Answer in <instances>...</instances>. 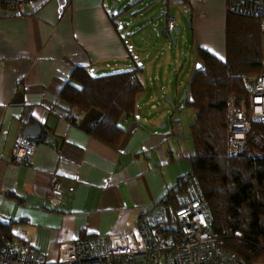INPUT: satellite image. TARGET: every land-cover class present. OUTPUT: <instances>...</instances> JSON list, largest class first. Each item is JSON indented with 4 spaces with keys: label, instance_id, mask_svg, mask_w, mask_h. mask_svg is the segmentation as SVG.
<instances>
[{
    "label": "crops",
    "instance_id": "obj_1",
    "mask_svg": "<svg viewBox=\"0 0 264 264\" xmlns=\"http://www.w3.org/2000/svg\"><path fill=\"white\" fill-rule=\"evenodd\" d=\"M110 1L121 2L30 0L22 4V15L0 3V221L11 225L14 244L30 245L50 260L57 258L62 243L127 231L130 217L136 220L160 205L190 170L176 164L180 153L170 144L173 132L162 130L161 116L152 112L157 105H149L163 91L155 83L169 74L171 58L162 56L172 37L158 38L151 22L143 26L121 18L131 5L146 0H125L129 6L119 17L117 5L112 4L113 10L107 6ZM167 3L193 16L191 40L185 34L177 52L188 60L175 72V88L189 97L191 82L203 67L198 50L226 59L227 0ZM81 66L99 76L141 69L146 91L117 149L91 133L100 111L69 113L59 100L73 70ZM36 124L46 133L34 141L33 161L13 164L16 138ZM54 177L63 187L62 203L55 206L49 195Z\"/></svg>",
    "mask_w": 264,
    "mask_h": 264
},
{
    "label": "trees",
    "instance_id": "obj_2",
    "mask_svg": "<svg viewBox=\"0 0 264 264\" xmlns=\"http://www.w3.org/2000/svg\"><path fill=\"white\" fill-rule=\"evenodd\" d=\"M0 3L12 11L23 4ZM198 56L203 67L191 82L183 108L195 112L190 126L193 151L184 157L190 170L168 190L161 204L177 208L188 186H198L208 204L213 234L223 247L242 264H264V160L230 157L227 141L228 101L236 97L239 107L248 110L249 87L263 68L261 20L228 12L226 59L204 49L198 50ZM145 91L141 69L99 76L81 66L73 70L59 100L69 113L100 111L102 116L91 133L117 149L126 134L125 123L135 115ZM0 228L2 243L14 244L11 225L0 221ZM160 231L165 233L163 227Z\"/></svg>",
    "mask_w": 264,
    "mask_h": 264
},
{
    "label": "built area",
    "instance_id": "obj_3",
    "mask_svg": "<svg viewBox=\"0 0 264 264\" xmlns=\"http://www.w3.org/2000/svg\"><path fill=\"white\" fill-rule=\"evenodd\" d=\"M20 6L17 15L24 13ZM227 9L261 20L264 56V0H227ZM163 16V29L153 25V31L158 38L164 35L171 38L176 19L169 14ZM249 106L248 110L239 107L236 97L228 101V155L264 160V62L252 80ZM36 147V142L19 135L11 162L18 166L30 164ZM49 195L54 206L62 203L63 187L57 177L53 178ZM210 221L207 202L198 186L190 184L179 207L160 204L136 220L130 217L125 232L62 243L55 260L47 259L27 244H3L0 228V264H242L214 236ZM166 226H177L178 230L164 229L166 234L162 233L160 228Z\"/></svg>",
    "mask_w": 264,
    "mask_h": 264
},
{
    "label": "rangeland",
    "instance_id": "obj_4",
    "mask_svg": "<svg viewBox=\"0 0 264 264\" xmlns=\"http://www.w3.org/2000/svg\"><path fill=\"white\" fill-rule=\"evenodd\" d=\"M119 3H114L112 1L108 2L107 6L111 8L110 10H113L116 7H112L113 5L118 6L117 16L119 17V13L121 11H124L126 7L129 6V2L125 0H120ZM128 16L121 17L124 21H137L142 22L143 26H147L148 22H151L154 25H157L159 29L163 26V14L169 13L170 16L175 17L177 21V27L176 29H180V33L177 34L175 31V34H173L172 38L169 40L170 42V50L167 48L163 52L162 59L165 61L168 58H171V61L169 62V74L168 76L161 81L155 83V85L162 84L163 91H157L155 97L153 100L149 102V105L152 104L157 105V109L155 111H152L155 116H161L160 120L163 121L165 124V128L162 130H165L166 132H173V140L171 141V145L175 148L176 151L179 150V157L176 164L180 165L181 170H188L190 169V164L186 158H181V156H188L192 150H193V144L191 140V123L193 122L195 118V112L193 110H183L184 103H182V98L184 96L185 91L177 90L176 83L178 82V79L175 78V72L181 71L182 67L186 66V58L181 60L178 58L177 52L181 49L182 46V38L186 34L187 38L191 40V32H192V22H193V16L186 14L184 10L181 8L178 4H169L167 3V0L160 1V0H146L143 4L137 3L135 5H131V8ZM141 12L143 13V16L141 18H134L133 12ZM127 12V11H126ZM139 15V14H138ZM121 16V15H120ZM187 31V32H186ZM154 35V31L152 32ZM175 36H179V40L177 41V45H174L173 38ZM165 38V37H164ZM161 50V49H160ZM159 50V52H160ZM180 65V66H179ZM174 84H169L170 79H174ZM169 84V85H168ZM149 87V85H146ZM169 93L168 94V90ZM169 95L172 97V101L170 102L168 100ZM147 97V96H145ZM166 109L170 110V113L167 114ZM160 123V126L163 124Z\"/></svg>",
    "mask_w": 264,
    "mask_h": 264
},
{
    "label": "water",
    "instance_id": "obj_5",
    "mask_svg": "<svg viewBox=\"0 0 264 264\" xmlns=\"http://www.w3.org/2000/svg\"><path fill=\"white\" fill-rule=\"evenodd\" d=\"M17 1L19 3H25V2H29L30 0H17ZM176 32L178 34L179 30H177ZM173 40H174V45L176 46L177 36H175L173 38ZM96 72L97 71L94 70V73H96ZM187 98H188V91H185L184 96L182 98V103H184L187 100ZM45 133L46 132L42 130L41 126L36 124V125H32V126L28 127L27 129H25L24 136L30 140L38 141V140L43 138V135ZM164 229H165V231H173V232H176L178 230L177 226H166Z\"/></svg>",
    "mask_w": 264,
    "mask_h": 264
}]
</instances>
